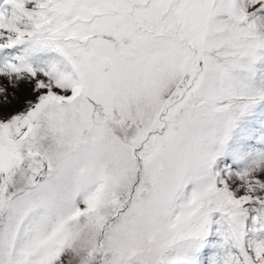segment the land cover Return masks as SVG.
<instances>
[{
    "label": "snow or ice",
    "instance_id": "1",
    "mask_svg": "<svg viewBox=\"0 0 264 264\" xmlns=\"http://www.w3.org/2000/svg\"><path fill=\"white\" fill-rule=\"evenodd\" d=\"M0 264H264V0H0Z\"/></svg>",
    "mask_w": 264,
    "mask_h": 264
}]
</instances>
